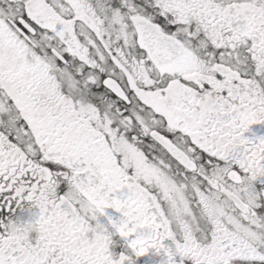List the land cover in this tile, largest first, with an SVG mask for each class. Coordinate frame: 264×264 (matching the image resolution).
<instances>
[{
  "label": "snow or ice",
  "instance_id": "6c2138e0",
  "mask_svg": "<svg viewBox=\"0 0 264 264\" xmlns=\"http://www.w3.org/2000/svg\"><path fill=\"white\" fill-rule=\"evenodd\" d=\"M253 125L264 0H0V264H264Z\"/></svg>",
  "mask_w": 264,
  "mask_h": 264
},
{
  "label": "flooded vegetation",
  "instance_id": "af4514ba",
  "mask_svg": "<svg viewBox=\"0 0 264 264\" xmlns=\"http://www.w3.org/2000/svg\"><path fill=\"white\" fill-rule=\"evenodd\" d=\"M248 135L249 138H259L261 136H264V125H253L250 127L249 132L246 134ZM106 215L109 217H112L113 220H118L119 214L114 212V210L112 209H108L106 210ZM102 223H105L106 221L103 220V218L101 219ZM166 245L171 246V242L170 241H165L164 242Z\"/></svg>",
  "mask_w": 264,
  "mask_h": 264
},
{
  "label": "clouds",
  "instance_id": "9594fccd",
  "mask_svg": "<svg viewBox=\"0 0 264 264\" xmlns=\"http://www.w3.org/2000/svg\"><path fill=\"white\" fill-rule=\"evenodd\" d=\"M91 214V213H90Z\"/></svg>",
  "mask_w": 264,
  "mask_h": 264
}]
</instances>
